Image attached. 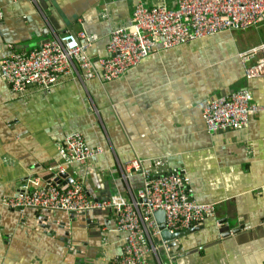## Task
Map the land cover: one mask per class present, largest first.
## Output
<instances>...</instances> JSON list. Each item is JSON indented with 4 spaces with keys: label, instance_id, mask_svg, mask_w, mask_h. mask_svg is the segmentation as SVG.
I'll use <instances>...</instances> for the list:
<instances>
[{
    "label": "crops",
    "instance_id": "0c3cea01",
    "mask_svg": "<svg viewBox=\"0 0 264 264\" xmlns=\"http://www.w3.org/2000/svg\"><path fill=\"white\" fill-rule=\"evenodd\" d=\"M176 2L0 0V61L84 31L100 38L88 51L96 63L110 32L129 25L138 4L173 9ZM248 30L159 51L111 83L71 73L50 90L13 92L0 79V264H110L124 244L114 211L21 212L2 199L26 178L46 187L62 169L68 175L60 186L77 180L93 201L138 200L145 177L125 169L137 159L183 170L195 200L215 204L214 218L179 232L170 250L161 235L152 238L157 249L147 264H264V112L237 130L212 132L203 119L209 102L231 92L246 90L264 104V78L246 79L238 57L264 42V31ZM74 133L102 154L63 165L59 143Z\"/></svg>",
    "mask_w": 264,
    "mask_h": 264
},
{
    "label": "built area",
    "instance_id": "2783aa9c",
    "mask_svg": "<svg viewBox=\"0 0 264 264\" xmlns=\"http://www.w3.org/2000/svg\"><path fill=\"white\" fill-rule=\"evenodd\" d=\"M176 8H146L138 4L129 25L110 32L106 55L94 63L89 49L100 38L97 34L66 32L54 36L38 49L12 54L0 61V79L13 92L30 86L52 89L59 77L75 74L80 80L114 82L144 59L177 46L202 41L224 32L245 31L264 25V0H177ZM3 15L0 12V23ZM246 79L264 78V42L238 55ZM264 112V104L253 102L246 90L231 92L206 105L203 119L209 131L243 129L253 114ZM101 147L89 146L82 135L74 133L59 143L63 165H83L102 154ZM161 160L140 159L126 164L127 172L145 177L138 200L112 196L104 201L89 199L82 183L75 180L66 187L50 181L39 186L36 179H23L20 190L2 204L13 210L26 209L80 214L88 211H114L116 229L124 234L121 254L110 264H147L146 257L157 247L161 230L154 215L163 214L164 230L173 236L197 228L215 216V204L200 203L188 188L183 170H164ZM64 171L61 169V173ZM154 176V178H151ZM29 185H35L33 191ZM172 241H161L170 250Z\"/></svg>",
    "mask_w": 264,
    "mask_h": 264
},
{
    "label": "water",
    "instance_id": "95a60500",
    "mask_svg": "<svg viewBox=\"0 0 264 264\" xmlns=\"http://www.w3.org/2000/svg\"><path fill=\"white\" fill-rule=\"evenodd\" d=\"M67 175H68V174H66L65 172L59 174L57 177H55L54 174H51L50 176H48V177L46 178V181L49 183L50 180L53 179V181H54L55 184L60 185V181L62 180V178H63V179L66 178ZM69 181H70V183H71V182H72V179L70 178ZM70 183H69V184H70ZM46 187H47V186H46ZM70 215L72 216V215H75V214L72 213V214H70ZM154 217H156L157 222H158V224H159V226H160V230H161V238H162L163 241H172L173 239H175V238L177 239L178 236H180L181 233L174 234L173 236H171V235L168 234V232H167L166 230H164V219H163L162 213L158 212V213H156V214L154 215ZM198 227H199V226H198ZM198 227H197V228H198ZM197 228L192 229L191 232L197 230ZM183 233H186V231H184ZM172 243H173V242H172ZM171 246H172V244H171Z\"/></svg>",
    "mask_w": 264,
    "mask_h": 264
},
{
    "label": "rangeland",
    "instance_id": "374dc122",
    "mask_svg": "<svg viewBox=\"0 0 264 264\" xmlns=\"http://www.w3.org/2000/svg\"><path fill=\"white\" fill-rule=\"evenodd\" d=\"M262 27H264V26H261V27H259L257 29H249L248 31L251 32V33H253V34H255V33H262L264 31V28H262Z\"/></svg>",
    "mask_w": 264,
    "mask_h": 264
},
{
    "label": "bare ground",
    "instance_id": "6f19581e",
    "mask_svg": "<svg viewBox=\"0 0 264 264\" xmlns=\"http://www.w3.org/2000/svg\"><path fill=\"white\" fill-rule=\"evenodd\" d=\"M162 216H163V214H162ZM159 225V224H158ZM198 226H200V225H198ZM159 228H160V226H159Z\"/></svg>",
    "mask_w": 264,
    "mask_h": 264
},
{
    "label": "flooded vegetation",
    "instance_id": "af4514ba",
    "mask_svg": "<svg viewBox=\"0 0 264 264\" xmlns=\"http://www.w3.org/2000/svg\"><path fill=\"white\" fill-rule=\"evenodd\" d=\"M204 223H205V221H204L202 224H204ZM202 224H201V225H202ZM201 225H200V226H201Z\"/></svg>",
    "mask_w": 264,
    "mask_h": 264
}]
</instances>
